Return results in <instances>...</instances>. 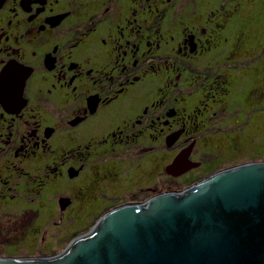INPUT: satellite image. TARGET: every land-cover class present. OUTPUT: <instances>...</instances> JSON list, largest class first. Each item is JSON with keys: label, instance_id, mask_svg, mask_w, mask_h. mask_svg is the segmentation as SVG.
<instances>
[{"label": "flooded vegetation", "instance_id": "1", "mask_svg": "<svg viewBox=\"0 0 264 264\" xmlns=\"http://www.w3.org/2000/svg\"><path fill=\"white\" fill-rule=\"evenodd\" d=\"M262 9L0 0V244L55 255L115 207L264 162V102L227 65L264 57Z\"/></svg>", "mask_w": 264, "mask_h": 264}, {"label": "water", "instance_id": "2", "mask_svg": "<svg viewBox=\"0 0 264 264\" xmlns=\"http://www.w3.org/2000/svg\"><path fill=\"white\" fill-rule=\"evenodd\" d=\"M0 264H264V162L115 207L55 255Z\"/></svg>", "mask_w": 264, "mask_h": 264}, {"label": "rangeland", "instance_id": "3", "mask_svg": "<svg viewBox=\"0 0 264 264\" xmlns=\"http://www.w3.org/2000/svg\"><path fill=\"white\" fill-rule=\"evenodd\" d=\"M260 17H261V15L259 16V18ZM262 37L263 36H259L255 40L257 41ZM255 50L256 49L254 48L253 51H255ZM257 57H258L257 55L255 57L249 55V56H246L242 59H237L238 61L236 63L237 69H239V71H241L244 74V77H245V75H251L252 77L254 76V80L256 82H257L256 78H260L261 76H264V59L260 60ZM255 76H257V77H255ZM252 77H250V78L252 79ZM238 79L242 83V84H240V82H239V84L241 85L240 89L242 91L235 89L233 91V93L231 94V96L234 98L244 97V95L246 94V91L249 90L250 89L249 87L253 84L252 81H249V83H246L245 79H241V75H239ZM263 99H264V95L261 96L260 94L256 93L255 95L252 96V99L250 100V104H254V106L261 105L260 102ZM255 117L257 118L255 121L260 122L261 120H264L262 113L259 111H257L255 113ZM255 121H253V122H255ZM246 160H248V157L244 156L242 161H246ZM5 237H8V236H5ZM4 240H5V242L0 244V252H3L6 255H11V256H15V257L39 255V252L36 250V247L34 245L26 242L22 236L21 237H14V238H5ZM68 245L69 244L65 243L64 246L59 248L60 252L63 251Z\"/></svg>", "mask_w": 264, "mask_h": 264}, {"label": "trees", "instance_id": "4", "mask_svg": "<svg viewBox=\"0 0 264 264\" xmlns=\"http://www.w3.org/2000/svg\"><path fill=\"white\" fill-rule=\"evenodd\" d=\"M261 15H264V9H262V13H260ZM264 30H262V32H263ZM262 36V35H261ZM263 38V37H262ZM262 41V40H261ZM260 60H263L264 59V57H260L259 58ZM229 61L227 60V65H228V68L230 69V70H233L234 72H235V74L237 75V77L239 76V75H241V78L242 79H245V82L246 83H249V81H252L253 82V84L251 85L252 86V90L254 91L252 94H246V95H244V97H247V96H249V102H250V100L252 99V96L253 95H255L256 93L257 94H260L261 96L262 95H264V76H261L260 78H256V80H257V82L254 80V76L252 77L251 75H245V77H244V74L241 72V71H239V69H237V66H234V67H232L233 66V64H230V63H228ZM236 69V70H235ZM258 76V75H257ZM257 76H255V77H257ZM250 77H252V79L250 78ZM238 90L240 91L241 89H239L238 88ZM242 91V90H241ZM244 97H242V99L244 98ZM247 100V101H248ZM262 102H264V99L260 102L261 104H262ZM261 150H263L264 151V148L262 147L261 148ZM262 151V152H263ZM71 242V241H70ZM70 242H69V244H70Z\"/></svg>", "mask_w": 264, "mask_h": 264}]
</instances>
